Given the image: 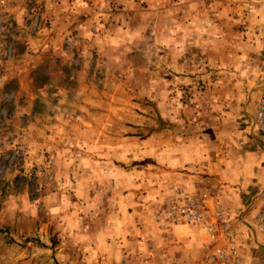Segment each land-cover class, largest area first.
<instances>
[{"label": "clouds", "instance_id": "9594fccd", "mask_svg": "<svg viewBox=\"0 0 264 264\" xmlns=\"http://www.w3.org/2000/svg\"><path fill=\"white\" fill-rule=\"evenodd\" d=\"M0 264H264V0H0Z\"/></svg>", "mask_w": 264, "mask_h": 264}]
</instances>
